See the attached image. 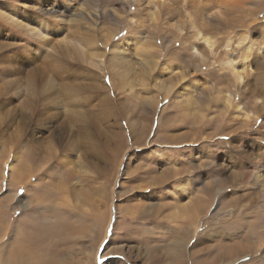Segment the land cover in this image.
<instances>
[{
	"label": "rangeland",
	"instance_id": "374dc122",
	"mask_svg": "<svg viewBox=\"0 0 264 264\" xmlns=\"http://www.w3.org/2000/svg\"><path fill=\"white\" fill-rule=\"evenodd\" d=\"M0 10V264H264V0Z\"/></svg>",
	"mask_w": 264,
	"mask_h": 264
},
{
	"label": "bare ground",
	"instance_id": "6f19581e",
	"mask_svg": "<svg viewBox=\"0 0 264 264\" xmlns=\"http://www.w3.org/2000/svg\"><path fill=\"white\" fill-rule=\"evenodd\" d=\"M1 11V10H0ZM2 12H5V14H7L8 17H10L12 20H14V18L17 17L18 13L16 12H6L5 10H3ZM6 16V15H5ZM19 16V15H18ZM7 18V17H6ZM26 20V19H25ZM27 21L29 23H31V21L29 19H27ZM40 24V22H38ZM19 24V23H18ZM35 25V24H34ZM41 26V25H40ZM25 29L29 32V31H32V28L29 27V26H24ZM41 28V27H40ZM39 30V27H36L34 28V33L37 32ZM40 31V30H39ZM33 33V34H34ZM31 35V33H30ZM204 41L207 43V44H210V41L207 37H204L203 38ZM83 50V49H82ZM260 50L262 52V54L264 55V45L260 47ZM83 54V53H81ZM86 54V53H85ZM95 55V54H94ZM95 57V56H94ZM95 59V58H94ZM227 60L224 62L225 65H227L228 68L232 69V73L234 75V79L237 81V83H240L243 79H242V76H241V72L237 70V68L235 67V65L229 60L228 58H226ZM146 60V59H145ZM142 63V62H141ZM146 64V63H145ZM155 64V63H154ZM148 66V65H147ZM152 65L150 67L147 68L148 69H151ZM226 67V68H227ZM153 68V67H152ZM153 70V69H152ZM35 80V79H34ZM38 81V80H37ZM36 82V80H35ZM38 89V88H37ZM39 91V89H38ZM2 93V92H1ZM31 101V100H30ZM29 102V101H28ZM18 109V108H17ZM20 112V111H19ZM244 119H248L250 117V114L246 113L244 114ZM197 207V206H196ZM198 208V207H197ZM196 208V209H197ZM193 211L195 212V209H193ZM195 223V222H194ZM197 227V226H196ZM38 234V233H37ZM34 238V237H33ZM32 238V239H33ZM34 241V240H33ZM36 241V240H35ZM20 247L18 249H16L15 251V254L13 255V257L11 256L10 259H8V261H6L5 263H1V264H57L56 263V260L54 259V257H49L48 255V258H45L41 255H35L32 251H30L29 249H27L25 246H21L19 245ZM13 251V250H12ZM35 252V250H34ZM34 254V255H33ZM40 254V253H39ZM51 254V253H49ZM176 254V253H175ZM12 255V254H11ZM177 256H179L177 254Z\"/></svg>",
	"mask_w": 264,
	"mask_h": 264
}]
</instances>
